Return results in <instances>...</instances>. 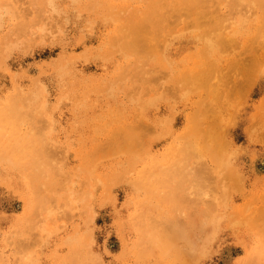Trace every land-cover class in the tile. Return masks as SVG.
Here are the masks:
<instances>
[{
	"label": "rangeland",
	"instance_id": "rangeland-1",
	"mask_svg": "<svg viewBox=\"0 0 264 264\" xmlns=\"http://www.w3.org/2000/svg\"><path fill=\"white\" fill-rule=\"evenodd\" d=\"M153 1L0 0V118L11 105L18 114L9 124L0 119V264H264V0H237L235 13L228 0L161 10L170 29L147 54L160 90L142 108L133 102L137 55L116 43ZM42 8L59 14L55 31L41 32ZM27 23L31 34L19 36ZM218 28L234 42L206 49L202 32ZM181 74L212 88L163 90ZM36 134L52 145L56 172L46 185L32 180L35 168L47 174L32 150ZM211 136L210 151L190 142ZM185 144L202 165L225 157L230 167L199 207L218 205L219 234L183 262L149 244L155 221L177 208L156 180ZM48 192L47 207L38 206ZM32 221L41 230L27 248L22 232Z\"/></svg>",
	"mask_w": 264,
	"mask_h": 264
},
{
	"label": "bare ground",
	"instance_id": "bare-ground-1",
	"mask_svg": "<svg viewBox=\"0 0 264 264\" xmlns=\"http://www.w3.org/2000/svg\"><path fill=\"white\" fill-rule=\"evenodd\" d=\"M210 1L211 0H200V2L206 3ZM242 1H246V4L244 5L246 7H253L256 3L255 0ZM228 2L230 3V7L233 8V13H235V9H238L242 6L237 0H228ZM194 3L195 0H154L152 6L145 10L144 15L142 17L138 16L139 18L130 26V28L125 31L124 35L119 36L118 41L120 43L118 42L116 45H120L119 47H122L123 50L131 49L130 51H133L137 55L134 65H137L135 72H137V83L139 90L136 87L138 90L137 95L135 98L133 97V102L137 106L143 108L146 102L148 105H154L153 102L156 98L151 97V95L153 92H155L157 86V91L160 90V86L154 83L157 81L153 79V73H151L149 70L151 67L148 65L149 61L147 60V54L157 48V44L154 42L151 43L152 40H154L158 35L162 34L164 30L168 31L170 29L168 25L169 21L171 23L172 20L170 17H168V15L163 16L161 10H166L169 15H174L180 13L183 10H192V5H194ZM35 20L39 22V28L42 33H46V31L51 32L55 31V28L57 27L59 14L51 15V12L42 8L40 16L35 18ZM31 30L32 24L27 23L23 25L22 28H20L18 34L19 36H25L26 34H31ZM215 31L216 32L213 31L214 33L206 30L202 32L201 36L204 38L203 40L206 43V49L216 46L221 47L234 42L233 38L224 39L223 37L219 36V34H223L222 28L215 29ZM125 34L129 36V38L127 37V39H125ZM130 36H132L133 39ZM233 67H236V64L233 65ZM196 71H201V73L204 72L203 68H199ZM181 76L184 77L182 81H171L165 87H163V90L164 88L165 91L168 89H175L179 94L197 85H210L212 88V84H209L206 80L198 79L194 75L185 77L184 74H181ZM206 76L207 75L204 77ZM197 79L198 82H195ZM232 80V84H234L235 79ZM219 91L217 92L216 97L219 96ZM142 95L146 96L144 98H146L147 101H145V99H140V96ZM17 115L16 108L11 105L7 107V110H5L4 114L1 115L0 119L9 124L11 119L17 117ZM245 131L247 134H249V139L253 140L252 127L250 124L245 127ZM184 132L185 131H183L182 134H184ZM112 134L116 135L117 131L112 132ZM35 136L37 137L35 140H38V142L32 147V150L34 156L37 155V157L44 160L45 163L43 164L47 166V174L44 176L42 172L38 170V168H35V171H33L32 180L33 182H42L43 185H46L45 179L48 178L47 176H52L56 172V167L54 166V163L51 162L53 157L52 145L47 143L45 134H36ZM35 140H31V142ZM190 142L191 144H195V146L199 147L200 150L203 145L206 148L204 151H210L209 147L212 143V136L210 137V141L206 140L203 144L199 139H190ZM196 143H199V145ZM191 144L181 145L177 149L179 158L176 161L170 163L167 168L163 169L159 174V180H156L157 184H160L164 187L166 196L173 200L177 208L174 210L170 218H165L163 221L160 219L157 222L155 221L154 226H158L156 227L158 231L154 233L149 244V247H151L150 249H153V252H157L160 255L169 256L171 258L177 257L178 259H182L183 262H186L187 258L196 259L195 257L199 253H203L202 251L205 250L206 246L211 243L219 234L221 217L215 213V209H217L216 207H218V205L215 203L212 205L215 209L209 207L211 210L207 209L205 211H199V207L201 203H203V198L201 197L203 191H205V193H211L212 190L216 188L217 184H219L218 181L221 180V175H223V173H225L230 167L225 157L218 159L214 166L207 165L206 163L202 165L197 148ZM212 152L215 153L214 149ZM196 155H198V163L195 161ZM17 158H20V155ZM21 158L23 159L24 156ZM7 160H9V158H7ZM48 179H50V177ZM152 181L153 179H148L145 182H147L148 185V183H151ZM46 188H50V190L52 189L50 186H46ZM52 196L53 195L51 193L47 194L43 198L37 199L41 201L38 206H42L43 208L47 207L46 202ZM205 197H207V195ZM29 202L30 203L28 204V207H30L32 203L31 201ZM36 209L37 206H35L33 210L30 209L29 211L34 215L37 212ZM200 212L203 214V216L200 214ZM38 228L41 230L39 225L35 223V221H32L29 223L27 229L22 232V235L26 237L25 246L27 248H30L29 239L32 236H35V234L36 236L39 234ZM201 230H208L209 232L204 238L199 240L197 239L198 237L195 238L194 236H196L195 232ZM195 239L199 242L197 249L195 248V244L193 242ZM24 255L26 258V254ZM76 264H86V262L85 260L83 261L80 259Z\"/></svg>",
	"mask_w": 264,
	"mask_h": 264
}]
</instances>
